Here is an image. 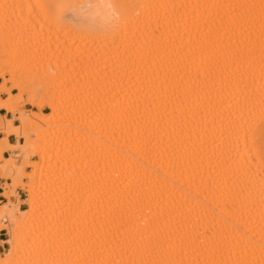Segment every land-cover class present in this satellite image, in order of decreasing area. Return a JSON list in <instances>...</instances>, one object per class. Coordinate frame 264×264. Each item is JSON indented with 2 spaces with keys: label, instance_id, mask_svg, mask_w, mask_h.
<instances>
[{
  "label": "bare ground",
  "instance_id": "6f19581e",
  "mask_svg": "<svg viewBox=\"0 0 264 264\" xmlns=\"http://www.w3.org/2000/svg\"><path fill=\"white\" fill-rule=\"evenodd\" d=\"M0 78V264H264V0H0Z\"/></svg>",
  "mask_w": 264,
  "mask_h": 264
},
{
  "label": "rangeland",
  "instance_id": "374dc122",
  "mask_svg": "<svg viewBox=\"0 0 264 264\" xmlns=\"http://www.w3.org/2000/svg\"><path fill=\"white\" fill-rule=\"evenodd\" d=\"M38 36H40L39 38L40 39H38ZM36 37H37V39L38 40H41L42 41V46L44 47L45 46V48L47 49V47H48V49H47V51H46V49L45 48H43V49H41L40 51H38L39 52V56H38V58H35L36 60H38V61H36V60H31V61H33L32 62V65H31V72L30 73H27V72H22V70H19L18 71V73H21V74H23V77L27 80V79H29L30 81L32 80L33 81V83H35V85L33 86V87H35V88H37L38 90L40 89L41 90V88L42 87H40L41 85L38 83V81L37 80H34V79H36L35 77H36V74L33 76V74L35 73V69H37L40 65H41V63H44L45 61H47V60H49L50 58H53V57H57L58 55H56V53L57 54H59V57H60V55H62L61 57H63V55H64V58H66L67 56H69V55H71L72 54V49H73V46L72 45H70V47L71 48H69V46H65V48L67 47V48H69V49H63L61 52H59L60 50H58L57 49V52L56 51H53L54 50V48H52V46L55 44V43H52V46H46V44H45V38H43V37H45V36H41V34L40 35H36ZM44 39V40H43ZM38 40H36L37 42H38ZM67 44V43H66ZM65 44V45H66ZM44 49H45V51H44ZM41 51H42V53H41ZM50 51V52H49ZM56 52V53H55ZM63 52H65V54H62ZM49 53V54H48ZM52 53V54H51ZM70 53V54H69ZM40 54H42V55H40ZM55 54V55H54ZM44 55H46V56H44ZM51 57H50V56ZM41 57V58H40ZM10 59L11 60V58H9V57H6V59ZM44 58H45V60H44ZM5 59V61H7V63L5 62V66H7L6 68L7 69H9V68H12L13 67V69H15L16 67H18L17 69H19L20 68V66H22L21 65V62L19 61L17 64H14V61H9V60H6ZM40 59V60H39ZM40 61V62H39ZM42 61H44V62H42ZM13 63V64H11V63ZM20 64V65H19ZM37 64V65H36ZM40 64V65H39ZM16 65V66H15ZM35 65H36V68H35ZM15 66V67H14ZM29 74V75H28ZM31 75V76H30ZM33 77V78H32ZM2 81V79L0 78V82ZM35 81V82H34ZM37 82V83H36ZM13 83H14V81L13 80H11V81H9V82H7V86L8 87H13ZM38 84V85H37ZM37 85V86H36ZM40 90L38 91V93H39V95H41L40 94ZM19 89L18 88H12V93L16 96V95H18L19 94ZM0 97L1 98H8L9 97V95L8 94H6V93H1L0 94ZM28 97H29V94L28 93H24L23 94V96H22V98H21V100H20V102L19 103H17L16 104V108H17V111L18 112H16V113H14V112H8L7 110H1L0 112H1V114L3 115V116H5L7 119H12V121H13V123L14 124H18L19 123V120L17 119V116H19V115H21V114H27V113H29V112H31V111H35V112H42V113H45V114H47V113H50L51 112V110L47 107V106H43V107H41V108H37V107H35V106H33V105H31V104H29L28 103ZM1 136H3V134H1L0 133V137ZM9 137H11L12 138V140H11V142L12 143H14V142H16L17 140H19L20 142H23L24 141V138L23 137H17L15 134H10L9 135ZM15 151H17V150H14V151H4V156H10L11 155V153H13V152H15ZM23 159V156L22 157H19V158H17V164L18 165H20L22 162H21V160ZM55 158L54 157H50L49 159H47L45 162H44V164L43 165H45V167H47V165L48 164H50V163H52L53 162V160H54ZM31 160L33 161L34 160V162H40V159L38 158V156L37 155H32L31 156ZM21 162V163H20ZM34 169H35V167H31V166H26L25 168H24V170H23V182L24 183H26V182H28L29 181V179H28V175L29 174H31L33 171H34ZM39 178V175L38 176H36V180H39L38 179ZM7 182H11L12 183V181L11 180H6L5 178H1L0 177V193L3 191V187L7 184ZM27 197V191L24 189V188H22L21 186H19V185H17V184H15V190H14V192H13V195L10 197V200L9 199H6V198H4L1 194H0V205H2V204H4V203H8V204H11V202H13V204L15 203V204H17V206L19 207V208H21V209H26L27 208V204L23 201L25 198ZM17 201V202H16ZM6 222H8V221H6ZM9 236H8V233H7V229H1L0 230V238H2V239H4V240H0V252L2 253V254H4L7 250H8V248H9V245H8V243L5 241L7 238H8ZM3 251V252H2Z\"/></svg>",
  "mask_w": 264,
  "mask_h": 264
},
{
  "label": "crops",
  "instance_id": "0c3cea01",
  "mask_svg": "<svg viewBox=\"0 0 264 264\" xmlns=\"http://www.w3.org/2000/svg\"><path fill=\"white\" fill-rule=\"evenodd\" d=\"M9 140L11 141V140H12V138H11V137H9ZM0 240H4V239L0 238Z\"/></svg>",
  "mask_w": 264,
  "mask_h": 264
}]
</instances>
